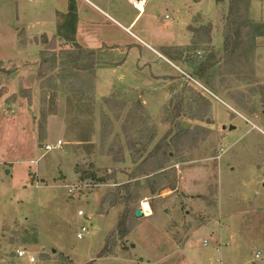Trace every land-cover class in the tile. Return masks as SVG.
<instances>
[{
    "label": "rangeland",
    "instance_id": "1",
    "mask_svg": "<svg viewBox=\"0 0 264 264\" xmlns=\"http://www.w3.org/2000/svg\"><path fill=\"white\" fill-rule=\"evenodd\" d=\"M151 1L159 4L154 9L159 25L171 27V34L153 31L160 38L153 44L140 37L138 28L133 32L177 68L136 43L137 52L148 58V72L167 76L149 84L164 99L157 111L150 107V114L132 96L91 104V71L42 65L41 53L28 61H0V264H29L15 259L17 249L30 253L33 264H264V169L254 168L258 158L247 151L264 148V127L254 121L264 124V22L251 18V0L242 3L238 36L225 53L228 0ZM131 3L142 11L146 1ZM201 17L207 18L202 24ZM146 22L145 15L138 27L147 25L152 32ZM187 26L189 42L183 40ZM9 33L0 21V57L7 51ZM58 41L52 47L57 56L67 49ZM163 42L181 47L166 50ZM197 62L210 65L201 78L191 74L189 65ZM93 114L100 120V134L94 146L78 149L73 143L87 138ZM55 116H64L65 126L49 122ZM179 127L190 131L192 142L170 148L167 177L151 194L138 165L161 140L169 143ZM58 140L61 149L44 151ZM221 147L225 153L217 159ZM86 171L103 181L82 186ZM125 183L140 186L129 206L128 233L119 239L111 234L123 206L101 200ZM142 202L151 215L136 219L133 211ZM79 210L91 225L81 240L76 238L84 224ZM108 238L114 252L99 257ZM256 252L262 256L254 263Z\"/></svg>",
    "mask_w": 264,
    "mask_h": 264
},
{
    "label": "crops",
    "instance_id": "2",
    "mask_svg": "<svg viewBox=\"0 0 264 264\" xmlns=\"http://www.w3.org/2000/svg\"><path fill=\"white\" fill-rule=\"evenodd\" d=\"M145 1L141 11L132 5L131 0H0V21L4 22L10 32L9 37L5 38L4 44L7 51L0 57V61L7 65L12 62V59L32 60L43 51H51L52 47L59 43L58 39L60 38L61 44L67 48L61 51L73 50L78 46L94 54L97 64L92 70H89L93 75L91 87L93 92L90 96L93 101L91 104L101 105L106 99L122 100L121 97L132 96L135 100L134 103L150 114V107H156L157 111L163 105L164 99L161 95L158 96L156 86L150 88L149 84L152 81L157 83L160 78L167 76L159 71L148 72V58L146 59L142 55L141 50L139 53L137 52L136 43L145 47L154 56L164 60L172 68L176 69L177 67L174 60L167 59L140 38L147 37L153 44H158L160 38L159 36L155 37L152 34L153 31L158 32V35L159 31L164 35L168 34V31L170 34L172 32L171 27L165 29L159 25L158 17L155 16L159 4L156 1ZM150 4L155 5L148 9ZM249 11L252 19L256 20L259 17L264 22V1L251 0ZM145 15L146 23H151L152 32L148 30L147 25L138 27L139 21ZM60 18L63 20L61 23L59 22ZM206 19L201 17L200 24ZM60 26L61 31H59ZM136 28H138L140 37L133 32ZM21 31L24 32V35L21 34ZM183 38L188 42L192 41V34L188 30V26L185 28ZM165 43L162 44L166 50L181 47L176 42L172 45ZM218 48H220L219 45L217 50H219ZM135 52L136 55H133ZM83 73L90 74L88 71H83ZM16 76L12 75L11 78H16ZM67 89H70L69 85ZM82 89L86 91L87 87L83 85ZM202 89L204 90L203 87ZM78 99L80 100L78 103L82 104L83 99ZM123 100L125 101V99ZM97 118L96 114H93V124L91 128L89 127L87 138L73 143V146L81 150L84 145L94 146L95 139L101 131V123ZM247 120L245 119V121ZM51 121L64 125L65 117L55 116L49 119V122ZM254 121L264 127L262 121L259 122L257 119ZM64 126H59V132L62 134H65ZM253 127L261 131L256 125ZM261 132L263 133V131ZM89 136L92 141L88 138ZM251 150L258 158L257 162H253L254 168L264 169V148L254 146L247 149V151ZM125 161H129V158H126ZM91 182L93 183L91 180H83L81 184ZM257 208L261 209V212L263 211V208L258 205ZM218 249L221 250L220 247ZM16 260L23 262V259Z\"/></svg>",
    "mask_w": 264,
    "mask_h": 264
},
{
    "label": "trees",
    "instance_id": "3",
    "mask_svg": "<svg viewBox=\"0 0 264 264\" xmlns=\"http://www.w3.org/2000/svg\"><path fill=\"white\" fill-rule=\"evenodd\" d=\"M246 0H228V15L226 19L229 23V29L224 34L223 44H224V52L228 53V51L235 44V38L238 36V26L239 22V8L242 3ZM223 0H216L217 4L222 3ZM72 21V20H71ZM75 21V18H73ZM209 28V27H208ZM60 55H56L55 51H43L40 54V61H42V65L49 64L51 68H55L57 64L60 66H67L70 64L72 68L78 70H91L95 65L94 54L89 51H85L80 47L76 46L73 50L60 51ZM84 58V59H83ZM214 60V57L211 58ZM85 60V62L83 61ZM190 66L192 70V75L195 77L201 78L204 72L209 69L210 65L207 63H193ZM74 85L70 86L72 90ZM208 106V104L206 103ZM199 111V110H198ZM178 116V115H176ZM175 116V117H176ZM199 118L198 115H196ZM190 131H186L183 128L179 127L178 133L170 138L169 143H166L164 138L161 140L154 148L151 150L146 157H144L138 165V169L141 171L140 175L145 179L143 181L144 186L149 190V193L154 194L158 191V187L161 184L162 179L167 177V170H164V166L167 163L169 158L170 148H175L179 150L184 146L190 145L192 141H190ZM170 136V133L166 134V137ZM163 141V143H162ZM131 150V149H130ZM140 152L138 151L136 155L138 156ZM140 157V155H139ZM122 159H119V162ZM134 162V161H133ZM81 180H91V181H103L100 178H97L95 173L92 171H86L80 178ZM134 186L136 189H134ZM140 183H125L119 185L116 189V192L107 194L102 198L101 203L108 202L110 206L122 205L123 211L121 213V218L118 220L111 237L118 236L119 239L124 238L128 233V228H125L127 224V220L129 219L130 213V204L136 199V192H138ZM171 190H174V186L169 187ZM132 191V192H131ZM124 195H120L121 193ZM112 197V198H110ZM136 210V209H135ZM115 245L114 243H110V238L106 240L105 247L100 251L99 257H104L109 254H113Z\"/></svg>",
    "mask_w": 264,
    "mask_h": 264
},
{
    "label": "built area",
    "instance_id": "4",
    "mask_svg": "<svg viewBox=\"0 0 264 264\" xmlns=\"http://www.w3.org/2000/svg\"><path fill=\"white\" fill-rule=\"evenodd\" d=\"M61 146H62V142L60 140H58V141H56V143L54 145L46 144L44 146V151L48 152V151H52V150H56V149H61ZM219 151H220V153L218 154V157H216L217 159H220L221 155L225 153V149H223L221 147ZM89 184H91V183L82 184V186H84V187L89 186ZM77 217L84 222V224L81 225L78 228V231L76 232V238L78 240H81L89 234V230H90V226H91L90 225V217L87 216L82 210L77 211ZM204 245H206V243H204ZM261 256L262 255L260 252L254 253V255H253L254 263L260 261ZM15 258L18 260L25 259L26 262L29 264H33L35 262V258L30 253L25 251L24 249H17L15 251Z\"/></svg>",
    "mask_w": 264,
    "mask_h": 264
},
{
    "label": "water",
    "instance_id": "5",
    "mask_svg": "<svg viewBox=\"0 0 264 264\" xmlns=\"http://www.w3.org/2000/svg\"><path fill=\"white\" fill-rule=\"evenodd\" d=\"M50 49H51V48H50ZM224 128H225V127H223V129H224ZM234 128H235V127H233V126H229L228 130H233ZM133 215H134V217H135L136 219H139V218L144 217V213H143L141 207H139L138 209L134 210V211H133Z\"/></svg>",
    "mask_w": 264,
    "mask_h": 264
},
{
    "label": "bare ground",
    "instance_id": "6",
    "mask_svg": "<svg viewBox=\"0 0 264 264\" xmlns=\"http://www.w3.org/2000/svg\"><path fill=\"white\" fill-rule=\"evenodd\" d=\"M140 207L144 213V216L149 217L151 215V209L146 202H142Z\"/></svg>",
    "mask_w": 264,
    "mask_h": 264
}]
</instances>
